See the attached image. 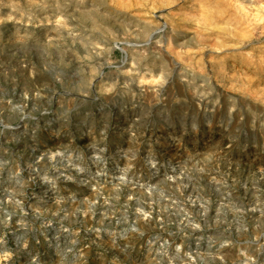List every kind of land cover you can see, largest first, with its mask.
Instances as JSON below:
<instances>
[{
  "label": "rangeland",
  "instance_id": "374dc122",
  "mask_svg": "<svg viewBox=\"0 0 264 264\" xmlns=\"http://www.w3.org/2000/svg\"><path fill=\"white\" fill-rule=\"evenodd\" d=\"M0 264H264V0H0Z\"/></svg>",
  "mask_w": 264,
  "mask_h": 264
},
{
  "label": "bare ground",
  "instance_id": "6f19581e",
  "mask_svg": "<svg viewBox=\"0 0 264 264\" xmlns=\"http://www.w3.org/2000/svg\"><path fill=\"white\" fill-rule=\"evenodd\" d=\"M226 258L230 259V258H231V256H230L229 254H227Z\"/></svg>",
  "mask_w": 264,
  "mask_h": 264
}]
</instances>
